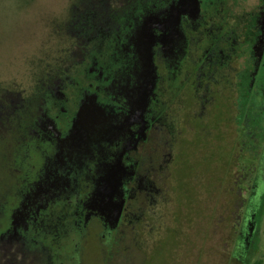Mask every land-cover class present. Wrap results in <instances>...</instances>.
Returning <instances> with one entry per match:
<instances>
[{
    "label": "rangeland",
    "instance_id": "1",
    "mask_svg": "<svg viewBox=\"0 0 264 264\" xmlns=\"http://www.w3.org/2000/svg\"><path fill=\"white\" fill-rule=\"evenodd\" d=\"M259 7L0 0V264H264V65L249 62L242 147L232 121L189 127L173 147L154 129L141 147L157 117V45L173 77L187 25L239 36ZM256 23L264 32V14ZM168 154L193 169L161 175Z\"/></svg>",
    "mask_w": 264,
    "mask_h": 264
},
{
    "label": "flooded vegetation",
    "instance_id": "2",
    "mask_svg": "<svg viewBox=\"0 0 264 264\" xmlns=\"http://www.w3.org/2000/svg\"><path fill=\"white\" fill-rule=\"evenodd\" d=\"M260 1L264 6V0ZM259 9L264 12L263 7ZM259 9L244 12V15H248L245 18L248 22L245 23L239 36L228 25L220 28L212 25L204 28L203 32H195L187 25L184 57L180 60L173 77L164 59L162 48L157 45L155 60L158 62V68L156 66L157 83L154 101V112L157 117L151 122L147 140L141 144V147L149 142L154 129H161L167 133L168 141L164 144L170 142L169 146L173 147L175 143L185 142L189 127L192 131L205 133L227 127L231 121L236 125L237 145L243 146L245 132L241 125L240 102L244 99L245 86L249 88L252 86L247 76L249 62L254 61L256 65H264V32L261 27L260 34L255 30L258 15L264 14ZM234 13L232 11L233 16L228 17L233 18L238 15ZM250 24L254 26L252 29L254 37L251 42L247 35ZM237 36L241 40L238 41ZM260 51L262 54L258 58L257 54ZM173 84L176 87L171 88ZM209 134L212 136V133ZM211 136L207 138V141L210 139L209 145L212 149L208 159L209 167L213 165L214 157V160L219 159V156L213 152L215 141L213 137L210 138ZM180 138L183 139L182 142L179 141ZM217 142H219L218 146H221V140ZM133 154L139 155V148ZM221 158L220 156V160ZM172 159L168 154L166 163L158 171L161 175L170 176L169 170L175 164L178 165L175 172L183 168L189 169L188 165L191 170L193 169L190 163L183 161L184 158L178 163ZM140 168V164L135 167L136 173H139ZM130 195L131 193L127 194L126 199Z\"/></svg>",
    "mask_w": 264,
    "mask_h": 264
}]
</instances>
